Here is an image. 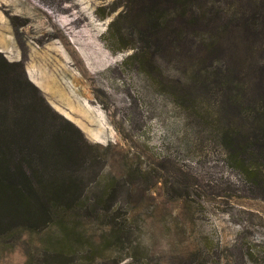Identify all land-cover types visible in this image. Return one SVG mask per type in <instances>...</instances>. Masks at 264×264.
Returning <instances> with one entry per match:
<instances>
[{
    "label": "rangeland",
    "instance_id": "obj_1",
    "mask_svg": "<svg viewBox=\"0 0 264 264\" xmlns=\"http://www.w3.org/2000/svg\"><path fill=\"white\" fill-rule=\"evenodd\" d=\"M164 1L0 0L14 44L0 56L37 90H13L4 70L1 104L47 129L85 205L64 230L0 213L2 261L123 224L149 245L143 264H264V0H189L182 17Z\"/></svg>",
    "mask_w": 264,
    "mask_h": 264
},
{
    "label": "trees",
    "instance_id": "obj_2",
    "mask_svg": "<svg viewBox=\"0 0 264 264\" xmlns=\"http://www.w3.org/2000/svg\"><path fill=\"white\" fill-rule=\"evenodd\" d=\"M180 1L181 7L177 12H180L179 15L182 17L184 8L190 6L191 3L189 0ZM164 3H167V0ZM170 11L174 10L167 9L165 6L161 12L162 15L159 16L158 12L151 13L150 21L156 28L162 27L165 22L163 14L168 15ZM141 45L140 50L152 47L149 41ZM0 60V76H4V70L14 74L13 78L4 76L6 78L4 83L12 84L15 91H21L25 84L34 89L37 94V90L29 84L20 62L8 63L1 56ZM2 85L0 82V100L4 98L5 90H7L2 88ZM38 105L47 107L43 98L38 96V100L28 105L30 109L27 106L25 108L36 115ZM21 109V105L1 104L0 101V206L5 209L0 213L3 216L34 213L40 218L41 223L58 225V228L67 229L64 213L78 208L85 209V205L79 200L81 194H76V191L73 192L71 188L76 186L78 189H84V187L75 182L76 172L61 173L58 169L60 165L52 159L53 152L49 149L52 143L51 139L49 140L47 129L37 123V118H18V112ZM259 133L260 148L263 150L261 159L264 161V123L259 128ZM110 187L113 188V186ZM183 193L186 194L185 190ZM182 194L179 193V195ZM99 211L106 213L108 208L101 206ZM56 219H59L57 223H55ZM122 225L105 226L107 228L75 226L69 232H65L67 236L70 235L71 239L60 244L95 241L121 245L135 244L127 241L131 239V232L128 229L124 230ZM97 232H100L99 236L94 237L98 235Z\"/></svg>",
    "mask_w": 264,
    "mask_h": 264
},
{
    "label": "crops",
    "instance_id": "obj_3",
    "mask_svg": "<svg viewBox=\"0 0 264 264\" xmlns=\"http://www.w3.org/2000/svg\"><path fill=\"white\" fill-rule=\"evenodd\" d=\"M11 28L0 13V52L8 56L13 53L10 38ZM148 244H116L99 241L79 244H52L42 253L19 254L11 251L8 261L0 264H143L150 261ZM138 247V249H137ZM41 251V250H40Z\"/></svg>",
    "mask_w": 264,
    "mask_h": 264
},
{
    "label": "bare ground",
    "instance_id": "obj_4",
    "mask_svg": "<svg viewBox=\"0 0 264 264\" xmlns=\"http://www.w3.org/2000/svg\"><path fill=\"white\" fill-rule=\"evenodd\" d=\"M63 118V117H62Z\"/></svg>",
    "mask_w": 264,
    "mask_h": 264
}]
</instances>
